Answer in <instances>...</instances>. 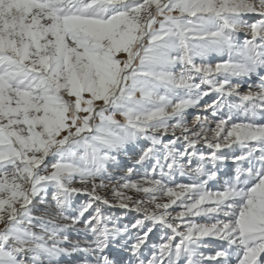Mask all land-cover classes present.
Returning <instances> with one entry per match:
<instances>
[{
  "label": "snow or ice",
  "instance_id": "6c2138e0",
  "mask_svg": "<svg viewBox=\"0 0 264 264\" xmlns=\"http://www.w3.org/2000/svg\"><path fill=\"white\" fill-rule=\"evenodd\" d=\"M0 264H264V0H0Z\"/></svg>",
  "mask_w": 264,
  "mask_h": 264
},
{
  "label": "rangeland",
  "instance_id": "374dc122",
  "mask_svg": "<svg viewBox=\"0 0 264 264\" xmlns=\"http://www.w3.org/2000/svg\"><path fill=\"white\" fill-rule=\"evenodd\" d=\"M239 38L242 40V39L244 38V35H243L242 33L239 34ZM204 99H205V101L211 103V98H210V97H205ZM202 104H203V101H202ZM188 111H189V115H188V117H187V120H188L189 126H191L192 120L194 119L195 115H196L198 112H200V109H189ZM120 160H121V162H122L123 164H125V165H127V166H131V161H130L127 157H121ZM120 174L122 175V173H120ZM178 182H184V183H186V182H188V181H187V179L185 178V179H182V180H180V181H178ZM99 194H100V195H110V193H108L107 190H101V191L99 192ZM129 194H131V193H129ZM180 210H181L180 208H175L172 214L175 215V214H176L177 212H179ZM114 211L119 215L121 210H119V209H114ZM131 215H135V213H133V214H131ZM200 222L203 223V222H205V221H200Z\"/></svg>",
  "mask_w": 264,
  "mask_h": 264
}]
</instances>
